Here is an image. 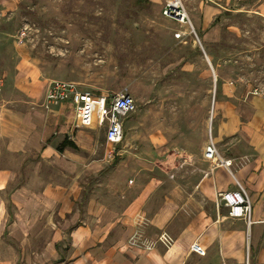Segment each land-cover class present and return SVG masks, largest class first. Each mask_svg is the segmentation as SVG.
<instances>
[{"label":"crops","instance_id":"0c3cea01","mask_svg":"<svg viewBox=\"0 0 264 264\" xmlns=\"http://www.w3.org/2000/svg\"><path fill=\"white\" fill-rule=\"evenodd\" d=\"M259 9L264 16V3ZM186 102L178 103L195 106ZM219 104L214 139H231L229 152L221 153L231 167L212 171L207 164L200 178L182 179L183 172L198 170L196 160L185 156L173 179L151 182L140 180L150 165L124 167L81 147L77 140L85 128L75 120L70 125V103L54 107V117L40 124L1 104L0 264H264V101L252 113L248 106H228L224 97ZM139 124V137L132 132L130 140L140 139L148 151L161 140H177L181 148L198 129L196 118L160 122L144 109L141 121L129 125ZM65 136L77 150H57ZM49 166L58 174H46ZM87 174L103 180L85 196L81 180ZM237 183L248 193L251 224L230 218L217 203ZM11 236L14 251L31 256L6 258L1 240ZM194 243L205 255L192 250Z\"/></svg>","mask_w":264,"mask_h":264},{"label":"rangeland","instance_id":"374dc122","mask_svg":"<svg viewBox=\"0 0 264 264\" xmlns=\"http://www.w3.org/2000/svg\"><path fill=\"white\" fill-rule=\"evenodd\" d=\"M171 1L151 0L144 8L135 0H0V105L40 124L55 115L45 101L53 81L74 82L97 96L127 91L136 111L124 119L122 143L111 147L106 128L93 126L80 129L79 145L124 167H153L132 181L171 180L185 156L196 160L198 170L183 172L182 179L200 178L203 166L211 165L201 161L211 139L220 153L229 152L230 138L214 139L221 99L251 113L264 101L253 94L264 92V0H180L191 25L163 16ZM148 100L154 103L146 107ZM190 100L192 108L178 103ZM143 109L160 122L196 118L198 129L181 148L177 140H161L148 151L140 139L130 140L132 132L141 133L140 124H129L141 121ZM74 120L71 115L70 125ZM50 167L46 174L57 175ZM102 180L87 174L84 195L95 193ZM1 241L9 260L31 256L14 251L12 236Z\"/></svg>","mask_w":264,"mask_h":264},{"label":"built area","instance_id":"2783aa9c","mask_svg":"<svg viewBox=\"0 0 264 264\" xmlns=\"http://www.w3.org/2000/svg\"><path fill=\"white\" fill-rule=\"evenodd\" d=\"M164 17L180 24L191 25L188 14L180 0H172L162 11ZM255 95H263V91L255 90ZM46 108L51 109L64 103H70L75 117L76 125L80 128H106V143L115 147L122 143L124 138V119L136 111L135 99L126 91L117 93L111 97L97 96L92 92L81 90L74 82L53 81L46 92ZM206 161H209L213 168L232 165L231 160H225L216 143L211 139L203 153ZM237 190L227 191L219 194L218 205L228 209V216L234 219H242L247 224L252 223L251 202L245 188L237 183ZM192 250L203 256L205 251L194 243Z\"/></svg>","mask_w":264,"mask_h":264},{"label":"trees","instance_id":"16d2710c","mask_svg":"<svg viewBox=\"0 0 264 264\" xmlns=\"http://www.w3.org/2000/svg\"><path fill=\"white\" fill-rule=\"evenodd\" d=\"M151 3V0H135L136 6H143L144 8L149 7ZM65 148L77 150L78 146L73 141H71L68 136H65L63 141L57 146V150L62 152Z\"/></svg>","mask_w":264,"mask_h":264},{"label":"water","instance_id":"95a60500","mask_svg":"<svg viewBox=\"0 0 264 264\" xmlns=\"http://www.w3.org/2000/svg\"><path fill=\"white\" fill-rule=\"evenodd\" d=\"M211 68H212V66H211ZM212 70H213V68H212ZM214 78H215V80H216V76H215V74H214Z\"/></svg>","mask_w":264,"mask_h":264}]
</instances>
